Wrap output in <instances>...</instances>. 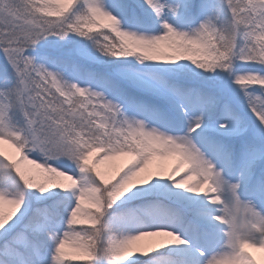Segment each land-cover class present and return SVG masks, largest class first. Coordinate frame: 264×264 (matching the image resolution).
Here are the masks:
<instances>
[{"label": "snow or ice", "instance_id": "1", "mask_svg": "<svg viewBox=\"0 0 264 264\" xmlns=\"http://www.w3.org/2000/svg\"><path fill=\"white\" fill-rule=\"evenodd\" d=\"M0 264H264V0H0Z\"/></svg>", "mask_w": 264, "mask_h": 264}]
</instances>
